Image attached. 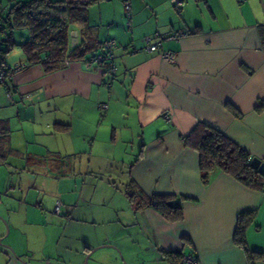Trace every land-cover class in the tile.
I'll return each mask as SVG.
<instances>
[{"label":"crops","instance_id":"0c3cea01","mask_svg":"<svg viewBox=\"0 0 264 264\" xmlns=\"http://www.w3.org/2000/svg\"><path fill=\"white\" fill-rule=\"evenodd\" d=\"M29 1L0 8L6 15ZM50 1L85 3L68 43L91 51L52 67L47 53L23 46L32 34L23 26L0 52V65L18 68L0 84V264H172L164 255L172 251L248 264L233 242L242 212L252 213L246 245L264 252V187L219 170L204 186L182 138L205 123L264 161V0ZM157 31L181 33L162 41L173 62L144 49ZM106 39L117 43L114 77L88 63ZM133 155L111 180L109 164L120 162L112 157ZM140 194L188 198L183 218L166 220Z\"/></svg>","mask_w":264,"mask_h":264},{"label":"trees","instance_id":"16d2710c","mask_svg":"<svg viewBox=\"0 0 264 264\" xmlns=\"http://www.w3.org/2000/svg\"><path fill=\"white\" fill-rule=\"evenodd\" d=\"M0 11L2 22L0 44L5 45V48H0V52L5 53L13 47V30L23 26H30L32 31L30 38L23 43V46H29L28 51L47 53L45 62L52 64V67H56L65 56L80 59L91 51L86 43L75 45L73 48H70L68 43L69 25L75 20L84 18L85 3L55 4L50 0H31L12 6L6 15L1 8ZM260 32L261 43L264 46V26L260 28ZM36 60L28 59L31 62ZM182 138L184 144L198 154L199 177L204 186L209 183L211 173L219 170L247 188L261 190L264 187V175L250 164L253 157L228 139L220 130L205 123H198L188 135ZM139 197L143 206L156 210L170 222L183 218L181 204L183 200H188L186 197L170 194L150 196L140 194ZM251 216V212H242L238 215L233 242L243 249L248 264H256L264 261V252L250 249L246 245L244 230ZM164 255L172 264H177L180 258V253L176 251L166 252Z\"/></svg>","mask_w":264,"mask_h":264},{"label":"built area","instance_id":"2783aa9c","mask_svg":"<svg viewBox=\"0 0 264 264\" xmlns=\"http://www.w3.org/2000/svg\"><path fill=\"white\" fill-rule=\"evenodd\" d=\"M175 5L179 6L182 3V0H174ZM1 14V11H0ZM125 16L127 25L130 27L131 22V10L128 4L125 5ZM1 18H0V31H1ZM181 36V33L179 32H173L168 34H162L160 32H155L153 36L146 37L144 39V49L149 52H155L160 51V57L163 61L166 62H173L174 61V53L170 50H164L162 49V41L163 40H169V39H177ZM117 47V43L115 39H106L103 40L100 44V47L98 50H95L90 58L88 59V63H96L101 69L106 71L105 73L109 77H114L117 70V60H116V53L115 48ZM135 50V49H134ZM65 64H68V61L64 62ZM18 68L14 69H8L7 67L0 65V84H3L7 76L9 75L10 71H14ZM98 108L100 110L107 109L106 103H99ZM166 118H169L168 114H165ZM53 212L55 214H60L62 212V207L59 202H57L54 206ZM179 264H201L197 257L193 254H183L180 257Z\"/></svg>","mask_w":264,"mask_h":264},{"label":"rangeland","instance_id":"374dc122","mask_svg":"<svg viewBox=\"0 0 264 264\" xmlns=\"http://www.w3.org/2000/svg\"><path fill=\"white\" fill-rule=\"evenodd\" d=\"M115 158L117 160H120V162H123L122 164L118 161H111V164L109 168H111L110 173H109V178H111V180H115L118 176H121L122 173H125L127 171V167L128 165L133 162L135 155H133L132 157H112ZM85 161L87 159V157L84 158ZM94 164V161H93ZM86 174V173H85ZM85 179H88V176L86 175H82ZM87 183V180L85 182V185Z\"/></svg>","mask_w":264,"mask_h":264},{"label":"water","instance_id":"95a60500","mask_svg":"<svg viewBox=\"0 0 264 264\" xmlns=\"http://www.w3.org/2000/svg\"><path fill=\"white\" fill-rule=\"evenodd\" d=\"M250 164L252 167L256 168L260 174L264 175V161L258 157H253Z\"/></svg>","mask_w":264,"mask_h":264}]
</instances>
